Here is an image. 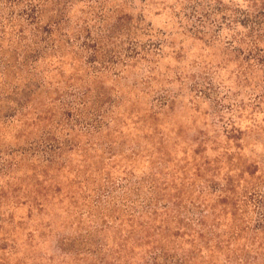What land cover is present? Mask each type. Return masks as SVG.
Instances as JSON below:
<instances>
[{
	"label": "rangeland",
	"instance_id": "obj_1",
	"mask_svg": "<svg viewBox=\"0 0 264 264\" xmlns=\"http://www.w3.org/2000/svg\"><path fill=\"white\" fill-rule=\"evenodd\" d=\"M80 1V9L90 6L87 33L71 37L62 58L53 53L42 60L35 58L30 72L22 70L16 79L11 74L5 84L0 80V90L6 94L12 86L23 91L17 96L16 109L12 104L0 105V217L17 222L13 229L20 264H59L67 257L59 255L57 238L83 235L89 227L97 234L94 224L104 219L111 220L104 234H113L117 231L113 219L127 217L128 195L116 187L114 179L109 188H102L97 178L77 189L68 186L65 192L76 193L77 199L69 196L49 215L28 207L33 204L35 180L27 145L62 139L61 128L67 127L73 128L67 140L83 142L78 130L94 122H85V111L108 110L106 120L119 130L109 131L104 141L117 139L128 145L133 140L144 147V140L153 134L151 126H159L189 152L195 139L223 141L221 126L231 121L245 134L241 136L245 152L255 158L264 152V131H259L264 128L263 114L256 107V94L240 88L235 35L229 30L240 20L246 0ZM105 29L109 40L104 39L99 51L90 54L84 44H91ZM29 82L39 87L26 102L24 94L34 88H25ZM43 82L49 90L39 92ZM50 107L52 114L45 111ZM106 141L101 144L107 149L99 148L98 154L104 155H97L98 167L111 152ZM208 150L204 153L212 155ZM14 158L22 160L23 169L7 167ZM143 162L137 161L131 171L136 178L146 175ZM112 167L116 170L119 165Z\"/></svg>",
	"mask_w": 264,
	"mask_h": 264
},
{
	"label": "trees",
	"instance_id": "obj_2",
	"mask_svg": "<svg viewBox=\"0 0 264 264\" xmlns=\"http://www.w3.org/2000/svg\"><path fill=\"white\" fill-rule=\"evenodd\" d=\"M80 6V0H0L1 83L11 74L16 79L22 70L30 72L35 58L42 60L50 53L62 58L71 37L87 33L90 12L86 10L90 6ZM230 27L238 53L240 88L256 94L255 104L264 122V0H246L240 20ZM106 31L91 39V44H84V49L95 55L108 37ZM28 87L34 86L29 82ZM38 87L24 94L26 102ZM40 87L39 92L49 90L46 82ZM22 93L14 86L7 94L0 90V105L12 104L16 109L17 96ZM53 110L45 108L46 113ZM107 111H85V122L94 120L78 130L86 144L67 140L73 132L67 127L61 128L62 139L30 142L26 148L35 180L33 204L28 207L36 213L49 215L69 196L77 199L76 193L65 190L82 187L90 179L102 180V188H109L114 179L116 187L128 195L127 217L113 219L117 226L113 234H104L111 221L104 219L100 225L94 224L97 234L89 227L83 235L57 238L59 255L67 257L59 264H264V152L257 158L245 152L241 137L245 134L235 123L227 121L221 126L224 142L195 139L189 152L159 126H151L153 134L144 140V147L133 140L128 145L117 139L105 140L111 152L107 151L105 164L98 167L97 155H104L98 154L99 148L107 149L101 142L109 131L119 130L106 120ZM208 149L212 155L204 153ZM141 160L146 175L136 178L131 171ZM116 162L119 167L115 170ZM13 163L7 167L24 166L21 159L14 158ZM95 205L92 207L98 208ZM92 222L96 223V218ZM16 224L12 218L0 217V264H20L14 240Z\"/></svg>",
	"mask_w": 264,
	"mask_h": 264
}]
</instances>
